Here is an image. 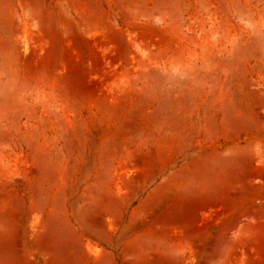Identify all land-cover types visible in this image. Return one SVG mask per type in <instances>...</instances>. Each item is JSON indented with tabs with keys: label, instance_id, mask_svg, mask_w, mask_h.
<instances>
[{
	"label": "rangeland",
	"instance_id": "obj_1",
	"mask_svg": "<svg viewBox=\"0 0 264 264\" xmlns=\"http://www.w3.org/2000/svg\"><path fill=\"white\" fill-rule=\"evenodd\" d=\"M0 264H264V0H0Z\"/></svg>",
	"mask_w": 264,
	"mask_h": 264
}]
</instances>
